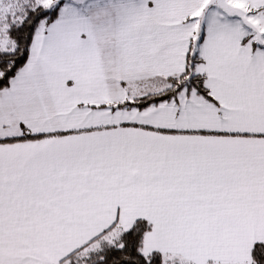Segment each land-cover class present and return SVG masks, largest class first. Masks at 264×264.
Segmentation results:
<instances>
[{
  "label": "snow or ice",
  "instance_id": "1",
  "mask_svg": "<svg viewBox=\"0 0 264 264\" xmlns=\"http://www.w3.org/2000/svg\"><path fill=\"white\" fill-rule=\"evenodd\" d=\"M0 264H264V0H0Z\"/></svg>",
  "mask_w": 264,
  "mask_h": 264
}]
</instances>
